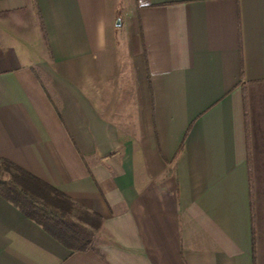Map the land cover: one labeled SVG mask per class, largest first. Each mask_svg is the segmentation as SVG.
<instances>
[{
    "label": "crops",
    "instance_id": "0c3cea01",
    "mask_svg": "<svg viewBox=\"0 0 264 264\" xmlns=\"http://www.w3.org/2000/svg\"><path fill=\"white\" fill-rule=\"evenodd\" d=\"M0 157L101 217L0 264H264V0H0Z\"/></svg>",
    "mask_w": 264,
    "mask_h": 264
},
{
    "label": "trees",
    "instance_id": "16d2710c",
    "mask_svg": "<svg viewBox=\"0 0 264 264\" xmlns=\"http://www.w3.org/2000/svg\"><path fill=\"white\" fill-rule=\"evenodd\" d=\"M0 196L63 245L85 250L101 223L98 213L77 205L61 190L0 157Z\"/></svg>",
    "mask_w": 264,
    "mask_h": 264
},
{
    "label": "rangeland",
    "instance_id": "374dc122",
    "mask_svg": "<svg viewBox=\"0 0 264 264\" xmlns=\"http://www.w3.org/2000/svg\"><path fill=\"white\" fill-rule=\"evenodd\" d=\"M125 6L126 5L122 3L121 6H120V9H119L120 16H119V18L117 17L118 18V25L116 26L117 27L116 28L117 34H119V32H122V30H123L121 27L124 25V22H125V19H124V17H125L124 11H126V7ZM116 20H115V22H116Z\"/></svg>",
    "mask_w": 264,
    "mask_h": 264
},
{
    "label": "water",
    "instance_id": "95a60500",
    "mask_svg": "<svg viewBox=\"0 0 264 264\" xmlns=\"http://www.w3.org/2000/svg\"><path fill=\"white\" fill-rule=\"evenodd\" d=\"M118 22V21H117Z\"/></svg>",
    "mask_w": 264,
    "mask_h": 264
}]
</instances>
